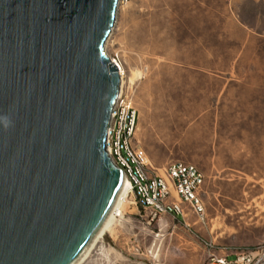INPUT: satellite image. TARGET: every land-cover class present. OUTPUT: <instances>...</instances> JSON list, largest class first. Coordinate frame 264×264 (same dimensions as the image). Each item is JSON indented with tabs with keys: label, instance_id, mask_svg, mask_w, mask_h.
Masks as SVG:
<instances>
[{
	"label": "rangeland",
	"instance_id": "1",
	"mask_svg": "<svg viewBox=\"0 0 264 264\" xmlns=\"http://www.w3.org/2000/svg\"><path fill=\"white\" fill-rule=\"evenodd\" d=\"M103 49L133 76L149 165H195L203 213L129 193L79 264H264V0H121Z\"/></svg>",
	"mask_w": 264,
	"mask_h": 264
},
{
	"label": "water",
	"instance_id": "2",
	"mask_svg": "<svg viewBox=\"0 0 264 264\" xmlns=\"http://www.w3.org/2000/svg\"><path fill=\"white\" fill-rule=\"evenodd\" d=\"M116 3L0 0V264H74L118 195Z\"/></svg>",
	"mask_w": 264,
	"mask_h": 264
},
{
	"label": "built area",
	"instance_id": "3",
	"mask_svg": "<svg viewBox=\"0 0 264 264\" xmlns=\"http://www.w3.org/2000/svg\"><path fill=\"white\" fill-rule=\"evenodd\" d=\"M120 1L117 0L116 6ZM110 58L118 67L120 80L106 125L105 151L129 180L127 194H132L134 204L153 217L162 213L173 217L182 215L181 201L190 203L192 210L201 215L202 172L195 165L181 161L160 168L149 165L145 150L135 136L138 111L133 101L132 83L125 81L124 71L115 61H119L118 58Z\"/></svg>",
	"mask_w": 264,
	"mask_h": 264
},
{
	"label": "bare ground",
	"instance_id": "4",
	"mask_svg": "<svg viewBox=\"0 0 264 264\" xmlns=\"http://www.w3.org/2000/svg\"><path fill=\"white\" fill-rule=\"evenodd\" d=\"M115 61L117 62V64L120 65L121 69H123L121 64H120V62L117 61V60H115ZM132 79H133V76L129 77V81L130 82H131ZM129 185H130L129 180L126 177L123 176L118 195H117V197H116V199H115L110 211L108 212L106 218L102 222V224L99 227L98 231L93 236L92 240L90 241V243L87 246V248L85 249V251L82 253V255L79 257V259L74 264H79L84 259V257L87 255V253L89 252V250L91 249V247L93 246L95 241L99 237H101V235L105 231V229L108 228L110 226V224L113 222L114 217L116 215L121 214V212H122V204H123V201H124L123 198L127 194Z\"/></svg>",
	"mask_w": 264,
	"mask_h": 264
},
{
	"label": "trees",
	"instance_id": "5",
	"mask_svg": "<svg viewBox=\"0 0 264 264\" xmlns=\"http://www.w3.org/2000/svg\"><path fill=\"white\" fill-rule=\"evenodd\" d=\"M227 258V257H226Z\"/></svg>",
	"mask_w": 264,
	"mask_h": 264
}]
</instances>
